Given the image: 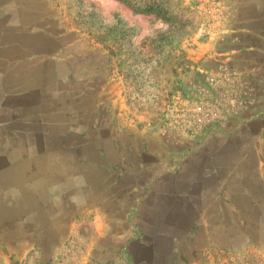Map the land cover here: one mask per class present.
I'll return each instance as SVG.
<instances>
[{
	"label": "rangeland",
	"instance_id": "374dc122",
	"mask_svg": "<svg viewBox=\"0 0 264 264\" xmlns=\"http://www.w3.org/2000/svg\"><path fill=\"white\" fill-rule=\"evenodd\" d=\"M0 264H264V0H0Z\"/></svg>",
	"mask_w": 264,
	"mask_h": 264
}]
</instances>
